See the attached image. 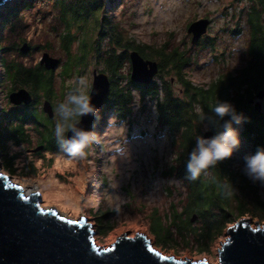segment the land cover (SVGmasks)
<instances>
[{
	"label": "rangeland",
	"instance_id": "obj_1",
	"mask_svg": "<svg viewBox=\"0 0 264 264\" xmlns=\"http://www.w3.org/2000/svg\"><path fill=\"white\" fill-rule=\"evenodd\" d=\"M15 2L20 3V0H11L2 8L0 14L7 16V10ZM35 2L37 4L31 8L18 6L15 28H11L9 24L5 25L4 17L0 16V45L10 46L16 43V49L13 51L5 53L0 49V119H5L8 110L16 106L10 102L9 94L21 87L10 81L3 59L26 65L40 63L43 53L49 52L42 46L50 41L54 51L49 53L61 58L54 69L55 89L48 97L41 93L39 96L44 97L37 98L31 104L36 109L29 108V111L38 112L40 116L45 117L44 113L39 111V105L40 101L49 98L55 111L54 123L51 125L54 127L58 119L56 109L59 102L77 87H83L90 92L93 72L97 66L92 59L80 76L65 79L60 76L64 53L58 48L59 32L51 29L55 25L56 11L49 6L41 9L40 6H46L41 0ZM103 16L113 23L120 22L126 30L124 37L129 35L134 40V45H162L171 37L174 44L181 43L182 47L190 46L192 34L187 31L189 24L199 18H209L210 25L205 35L215 37V47L199 50L200 46L196 43L201 37L193 43L189 51L193 54L197 52V58L194 56L196 62L192 60L191 65L185 68L192 82L201 85L212 82L223 71V67L225 72L230 70L236 73L247 63L250 58L246 53L251 33L249 18L253 20L254 26L260 25V17L264 23V0H104ZM261 33L264 34V27L258 30V35ZM87 37L91 36L87 34ZM24 42L30 45L28 52L20 50ZM32 46L35 49H32ZM97 68L103 71L102 68ZM130 68L128 63L129 75ZM165 77L170 79L172 76ZM171 79L174 88L179 89V81L173 77ZM161 80L162 78H159V81ZM262 102L264 105V98ZM140 111V106L136 103L134 117L131 119L119 120L111 111L104 120L100 118L93 130L94 140L83 158H72L65 153L48 150L37 154L32 149L37 145H15L12 142L9 149L20 155L18 165L32 161L37 167V172L29 177L10 174L3 167L0 150L2 171L10 174L11 181L21 185L25 191L39 190L44 207H54L60 214L71 219L86 218L93 230L92 238L100 248L111 246L124 234L135 236L141 232L153 248L165 255L217 264L219 249L228 237L229 226L235 225L240 218H248L254 227L257 226L256 221L261 226L264 225V220L260 221L251 215L231 217L206 251L194 247H179L176 244H158L146 215L153 207L162 211L169 207L172 201L178 202L185 193V187L178 179L162 174V168L170 156V143L166 132L156 131L154 108L145 113ZM240 141V147L232 155L233 168L236 169H242L243 156L249 154L248 143L241 137ZM123 144L127 148V155L121 154ZM261 188L263 189L262 183ZM261 192L263 193V190ZM130 199L142 205L143 210L137 213L125 210L124 205ZM107 208L115 210V226L103 235L99 231L97 216Z\"/></svg>",
	"mask_w": 264,
	"mask_h": 264
},
{
	"label": "trees",
	"instance_id": "obj_2",
	"mask_svg": "<svg viewBox=\"0 0 264 264\" xmlns=\"http://www.w3.org/2000/svg\"><path fill=\"white\" fill-rule=\"evenodd\" d=\"M41 3L46 4L44 7L39 5L41 9L49 6L56 11L55 25L51 29L59 32L58 48L64 53L60 76L63 79L80 76L94 59L95 65L111 79L101 118L104 120L111 111L119 120L131 119L138 103L141 113L154 108L157 133L166 132L169 137L170 156L162 168V174L181 181L185 193L166 209L161 211L153 207L147 213L150 230L158 244H176L206 251L231 217L251 215L264 220V184L262 189L260 182L253 183L241 169L233 168L232 156L219 161L207 176L202 175L194 181L187 178L185 166L187 155L195 143L194 135L204 134L203 117L217 100L234 104L236 110L248 118L242 125L234 124L233 127L248 143L249 154L254 153L257 146H264V106L262 111H258L249 103L264 83V34L261 33V37L256 35L251 17V33L246 49L250 58L247 63L236 73L230 70L225 72L223 67L219 76L209 84L195 85L185 69L192 60H197V52H189L193 43L182 47L181 43L174 44L170 37L162 45H134L129 35L124 37L126 30L120 22L113 23L103 16L104 0H41ZM35 4V0H20L7 10V16H0L4 17L5 25L15 28L18 6L31 8ZM252 9L254 13V5ZM87 34L91 37H87ZM196 44L200 46L199 50L214 48L215 37L205 35ZM42 47L51 53L54 51L50 41ZM0 49L5 53L13 51L16 43L10 46L1 44ZM32 49L35 47L32 46ZM132 49H137L145 58L158 61L160 71L150 85L130 80L127 66ZM3 64L11 82L27 87L35 96L41 93L47 97L52 95L55 89L54 70H48L40 63L26 65L6 59H3ZM166 75L177 79L181 87L175 89L172 77L166 79ZM159 78L162 80L159 81ZM29 108L36 109L32 106H14L8 110L5 119H0L3 167L10 174L22 177L36 174L37 167L32 161L19 166L17 161L20 155L10 151V143L27 146L43 144L44 147L37 154H42L44 150L64 153L53 135L54 127L51 125L54 120L42 117L38 112H30ZM207 128L215 134V128L211 125H207ZM229 182L231 189L224 187ZM124 208L130 213L143 210L142 205L131 199ZM114 213L115 210L107 208L97 216L99 231L103 235L114 228ZM194 214L198 218L192 222Z\"/></svg>",
	"mask_w": 264,
	"mask_h": 264
},
{
	"label": "water",
	"instance_id": "obj_3",
	"mask_svg": "<svg viewBox=\"0 0 264 264\" xmlns=\"http://www.w3.org/2000/svg\"><path fill=\"white\" fill-rule=\"evenodd\" d=\"M11 0H0V11ZM210 25L209 18L192 21L187 31L192 34L191 43L199 41ZM22 52H28L30 45L24 42ZM130 80L150 85L160 71L159 63L145 58L137 49L129 53ZM60 60L45 51L40 65L54 70ZM90 90V103L96 106V114L81 117L78 127L93 131L104 112L105 98L109 93L111 79L104 71L94 69ZM259 99L255 109L262 111L264 90L254 95ZM10 102L29 105L33 95L26 87L9 94ZM251 98L249 102H254ZM43 109L52 118L54 110L50 100H45ZM71 132L66 135L71 136ZM214 135L212 130L203 136ZM43 144L32 148L37 152ZM89 147V146H88ZM197 219V214L191 218ZM252 226L248 218H240L227 228L228 237L219 249L217 264H264V225L257 222ZM93 230L86 218L70 219L54 207L42 205L39 190L26 194L21 185L13 183L10 174L2 171L0 164V264H209L205 260L177 259L153 248L145 234L119 236L111 246L100 248L93 238Z\"/></svg>",
	"mask_w": 264,
	"mask_h": 264
},
{
	"label": "clouds",
	"instance_id": "obj_4",
	"mask_svg": "<svg viewBox=\"0 0 264 264\" xmlns=\"http://www.w3.org/2000/svg\"><path fill=\"white\" fill-rule=\"evenodd\" d=\"M90 92L83 87H77L68 93L57 105L58 119L55 121L53 135L56 143L69 157L86 155V149L93 142L95 133L78 127L81 117L87 114H96L98 109L90 103ZM228 119H225V117ZM247 117L236 110L234 104L228 101H216L209 107L203 117L202 124L215 128V134L205 137L196 133L194 146L187 155V178L196 180L202 175L207 176L209 170L215 168L219 161L229 158L240 147L239 130L233 125H242ZM71 132V136L66 135ZM122 155H127L125 144L121 149ZM243 174L253 183L264 184V146H257L254 153L243 156ZM215 179V177H213ZM224 187L231 189L229 182Z\"/></svg>",
	"mask_w": 264,
	"mask_h": 264
},
{
	"label": "flooded vegetation",
	"instance_id": "obj_5",
	"mask_svg": "<svg viewBox=\"0 0 264 264\" xmlns=\"http://www.w3.org/2000/svg\"><path fill=\"white\" fill-rule=\"evenodd\" d=\"M261 19H262V17H260ZM261 19H260V25L259 26H254V27H256L255 29H256V35L258 36V37H261V34L260 35H258V30H261V28H263L264 27V23L263 22H261ZM95 69H97L98 71H101L100 69H98L97 67L95 68ZM6 76H7V74H6ZM172 82H173V80H172ZM21 87H25V86H21ZM20 87V88H21ZM12 88V87H11ZM27 88V87H26ZM28 89V88H27ZM264 90V83H263V86L261 87V88H259L255 93H257L258 91H260V90ZM11 90H13V89H11ZM31 92V91H30ZM32 93V92H31ZM32 95H33V101H32V103L33 102H35V100H37V98H43L44 97V95H42V96H35V94H33L32 93ZM46 96V95H45ZM47 97V96H46ZM40 98V99H41ZM255 100H254V102L252 103V102H249L251 105H254L257 101H259V99L257 98V97H253ZM264 98V97H263ZM262 98V99H263ZM262 99H260V101L262 102ZM45 100H50L49 98H46V99H43V101H40V105H39V111L40 112H43L44 113V115H45V117H49L50 119H52V120H54L55 119V111H54V116L51 118L49 115H48V113L47 112H45L44 111V109H43V103H44V101ZM42 102V103H41ZM51 102V101H50ZM31 103V104H32ZM52 103V102H51ZM31 104H29V105H25L24 103H22V104H19V105H16L15 107H26V106H31ZM15 105V104H14ZM52 106H53V104H52ZM263 102H262V108H263ZM14 107V106H13ZM40 108H42V109H40ZM53 110H54V107H53Z\"/></svg>",
	"mask_w": 264,
	"mask_h": 264
},
{
	"label": "bare ground",
	"instance_id": "obj_6",
	"mask_svg": "<svg viewBox=\"0 0 264 264\" xmlns=\"http://www.w3.org/2000/svg\"><path fill=\"white\" fill-rule=\"evenodd\" d=\"M203 36H204V35H203ZM203 36H202V37H203ZM22 188H23V187H22ZM23 189H24V188H23ZM24 192H25L26 194H30V193H32V192H34V191H33V190H28V191H25V190H24ZM70 219H71V218H70Z\"/></svg>",
	"mask_w": 264,
	"mask_h": 264
}]
</instances>
